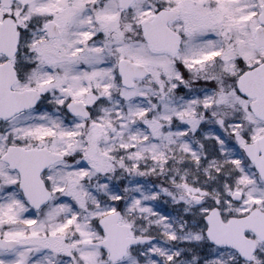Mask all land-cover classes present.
<instances>
[{
    "label": "snow or ice",
    "instance_id": "6c2138e0",
    "mask_svg": "<svg viewBox=\"0 0 264 264\" xmlns=\"http://www.w3.org/2000/svg\"><path fill=\"white\" fill-rule=\"evenodd\" d=\"M0 264H264V0H0Z\"/></svg>",
    "mask_w": 264,
    "mask_h": 264
}]
</instances>
